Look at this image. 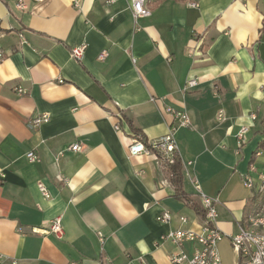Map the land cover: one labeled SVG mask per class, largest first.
I'll return each mask as SVG.
<instances>
[{
    "label": "crops",
    "instance_id": "crops-1",
    "mask_svg": "<svg viewBox=\"0 0 264 264\" xmlns=\"http://www.w3.org/2000/svg\"><path fill=\"white\" fill-rule=\"evenodd\" d=\"M22 1L0 0V264H171L162 236L199 229L198 190L216 200L220 264H236L228 237L264 202L243 182L252 163L264 175V0H153L136 22L130 0ZM166 106L190 119L174 132L189 202L163 161L128 152L134 130L167 132ZM58 215L62 238L31 232Z\"/></svg>",
    "mask_w": 264,
    "mask_h": 264
},
{
    "label": "built area",
    "instance_id": "built-area-1",
    "mask_svg": "<svg viewBox=\"0 0 264 264\" xmlns=\"http://www.w3.org/2000/svg\"><path fill=\"white\" fill-rule=\"evenodd\" d=\"M153 0H130V11L133 20L136 22L138 18L145 17L150 14L149 3ZM19 7H24L22 0L17 3ZM86 42H81L76 46H73L70 50L71 56L80 60L83 52L86 49ZM107 56L106 51H102L98 58L102 59ZM3 57L0 48V58ZM134 61V59H133ZM197 84L195 78L188 79L185 83L183 89L187 90L190 87H194ZM18 92L22 89L18 88ZM165 111L171 116L172 122L169 125L167 132L161 136L158 140L151 143L152 149L147 147L140 139L137 137H132L128 146V152L130 156H136L143 153H153L161 161H172V156L177 152V145L174 138V132L177 128L188 126L190 124L189 115L182 110L175 109L171 106H166ZM48 114H40L31 118L27 123L30 127H36L40 123L48 120ZM254 117V115H252ZM115 129L119 130L120 127L118 123L114 125ZM247 127L243 126L237 133V140L242 143L244 140V134L247 132ZM71 151H81L82 145L79 142H73L67 148ZM62 153V152H60ZM26 157L30 161H35L38 156L33 151H28ZM251 173H256L255 164L249 165L248 172L244 175V184L253 189L257 185L263 184L264 175L259 174L260 183L255 184ZM37 187L40 193L48 198L50 196L46 186L42 182L37 183ZM199 186L197 185V188ZM199 189V188H198ZM198 196L200 201V208L202 210L200 227L198 230L193 229H173L168 231L162 236L164 240H168L177 246L178 251L170 254L169 261L171 264H201L203 261V253H212L214 257V264H220V256L218 253V242L224 237V234L220 231L216 224L218 217L216 200L204 192L198 190ZM259 215H264V207L257 212ZM171 213L167 210H163L159 213L157 219L162 222H169L171 220ZM179 220L181 223H186V216H180ZM264 226V222H260ZM20 230V228H19ZM31 232L34 234H48L53 235L56 238H62L64 231L62 227L61 216L53 217L46 227L43 228H32ZM231 246L236 251L237 261L236 264H264V235H256L248 233L246 229L238 227V231L228 237ZM100 241L103 240L102 237L99 238ZM189 242L192 244V251L187 254L183 251L182 247L184 243ZM69 264H77L76 262H71Z\"/></svg>",
    "mask_w": 264,
    "mask_h": 264
},
{
    "label": "trees",
    "instance_id": "trees-1",
    "mask_svg": "<svg viewBox=\"0 0 264 264\" xmlns=\"http://www.w3.org/2000/svg\"><path fill=\"white\" fill-rule=\"evenodd\" d=\"M134 136L137 137L138 139H140L147 147L152 149L151 144L148 143V141L143 137V135L140 132H138L137 130H134ZM257 147H258V149L264 151V139L258 143ZM255 155H256V151L253 152L251 159H250V163H252L254 161ZM163 166L166 169V171L169 175L170 181L172 182V184L175 188V194L189 202V200L187 199L186 196H184V194L181 190L182 173H181V166H180V160H179L178 153H176V152L174 153V155L172 156L171 162H169L167 160L164 161ZM257 199H258L257 195L253 194V196L250 199L252 202V205L255 204ZM191 205L194 207L196 213L199 214L200 216H202L201 208H198L193 203H191Z\"/></svg>",
    "mask_w": 264,
    "mask_h": 264
},
{
    "label": "bare ground",
    "instance_id": "bare-ground-1",
    "mask_svg": "<svg viewBox=\"0 0 264 264\" xmlns=\"http://www.w3.org/2000/svg\"><path fill=\"white\" fill-rule=\"evenodd\" d=\"M250 165H253L250 164ZM256 189L260 191H264V181L263 184L257 185ZM264 207L263 205H260V207L254 211L252 214L248 215L242 223H240L238 226L242 229H246L248 233L256 234V235H264V226L261 225L260 222H264V215L257 214L258 211H260ZM201 264H214V257L212 256V253H203V261H201Z\"/></svg>",
    "mask_w": 264,
    "mask_h": 264
},
{
    "label": "rangeland",
    "instance_id": "rangeland-1",
    "mask_svg": "<svg viewBox=\"0 0 264 264\" xmlns=\"http://www.w3.org/2000/svg\"><path fill=\"white\" fill-rule=\"evenodd\" d=\"M263 204H264V202L261 203V205H263Z\"/></svg>",
    "mask_w": 264,
    "mask_h": 264
}]
</instances>
